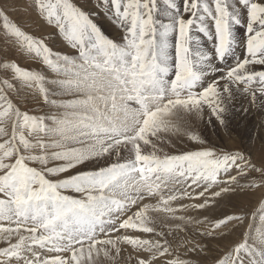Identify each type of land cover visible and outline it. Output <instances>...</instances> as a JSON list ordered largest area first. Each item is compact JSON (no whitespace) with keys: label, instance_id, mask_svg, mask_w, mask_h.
Returning a JSON list of instances; mask_svg holds the SVG:
<instances>
[{"label":"snow or ice","instance_id":"snow-or-ice-1","mask_svg":"<svg viewBox=\"0 0 264 264\" xmlns=\"http://www.w3.org/2000/svg\"><path fill=\"white\" fill-rule=\"evenodd\" d=\"M14 10L0 3V264H264V120L259 157L207 135L243 142L264 116V0H29L43 37Z\"/></svg>","mask_w":264,"mask_h":264},{"label":"rangeland","instance_id":"rangeland-1","mask_svg":"<svg viewBox=\"0 0 264 264\" xmlns=\"http://www.w3.org/2000/svg\"><path fill=\"white\" fill-rule=\"evenodd\" d=\"M94 2V0H93ZM0 3H3V0H0ZM8 3L11 5H14L16 9L14 11H10L8 14L11 17L13 22H16L19 26L22 27L23 30L26 32L35 35L36 37H43L46 35L47 31H50V29H38L34 28L32 25L25 24V21L29 19L31 16L34 19V15L30 12L25 11L26 5L29 4V0H8ZM96 21L98 24H100L104 30L106 31V34H109L112 37L119 38L118 37V31L117 29L109 23V21L103 17L97 16ZM0 24H2V21H0ZM59 47V45H57ZM22 66L30 67L33 65V61L31 60H24L21 62ZM260 69V66H257V70ZM264 120V116H262L257 109L253 108L251 110V113L248 117V120L244 122V124L247 126V132L243 136V142L241 140V137L238 136L235 132L231 134V138H229V134L226 132H221L220 136L218 137L211 126L209 125L207 127V135L209 138H211L214 141H221L226 144L229 148L237 149V148H251L253 151V154L257 157L260 155V149L261 145L258 141V137L262 134L261 133V121ZM243 127V125H242ZM201 128H203V125H201ZM251 135L252 139H248V135ZM178 148L180 147H191L190 144L185 145H177ZM168 151H176V148H167ZM260 193H249L245 195L244 193H239L236 197H232L231 199L233 202L240 203L244 205L249 210L255 209L258 205V200L260 198ZM230 197L225 196L224 201L222 202V205H226L229 201ZM182 252L183 250H178Z\"/></svg>","mask_w":264,"mask_h":264}]
</instances>
